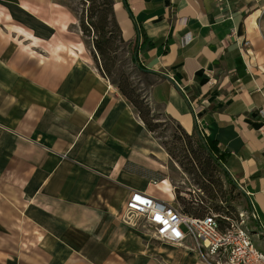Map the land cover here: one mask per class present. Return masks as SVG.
<instances>
[{"label": "crops", "instance_id": "crops-1", "mask_svg": "<svg viewBox=\"0 0 264 264\" xmlns=\"http://www.w3.org/2000/svg\"><path fill=\"white\" fill-rule=\"evenodd\" d=\"M112 1L149 105L215 141L264 251V0ZM51 3L0 6V264H205L123 219L131 191L178 206L167 153Z\"/></svg>", "mask_w": 264, "mask_h": 264}, {"label": "rangeland", "instance_id": "rangeland-1", "mask_svg": "<svg viewBox=\"0 0 264 264\" xmlns=\"http://www.w3.org/2000/svg\"><path fill=\"white\" fill-rule=\"evenodd\" d=\"M20 1H24L39 7H47L50 5V2L64 7V11H66L73 18V22H75L73 25H71L70 30L80 35L81 39L86 45L87 52L91 54L94 62L97 64V67L100 70V63L98 62V58L94 57L95 49L92 44L95 33L93 31V28H91L90 26L91 20L87 17V15H89L90 8L93 7L95 2L98 0H0V6L5 7L7 10H10L16 22L25 23L30 20V16L19 10ZM52 7L54 6L52 5ZM57 19L62 22L63 20L66 21L68 17H62L61 15H58ZM82 19H84V25L88 28V31L83 30ZM0 27L3 28L1 22ZM115 44H117L115 47V51L111 53V55L115 57L112 61H110V65L112 66L113 71L112 77L116 79H118L119 77H126L128 82H130L134 87L143 90L148 78L144 76L143 72L133 61L134 50L132 45L128 44L126 41H116ZM107 79L110 81L111 76H109ZM141 93L144 94V91H142ZM159 111L160 110H158V112ZM150 120L155 127L153 131H149L167 153V162L165 164L166 169L164 170L163 174L170 179L174 188L177 186L176 188L178 189L176 190V195H179L180 197L186 199H193L194 201L203 199L205 202H207V204H210L212 206V204L210 203L211 200L208 199L207 194L204 192V190L200 188V184L203 178L198 176V173H200L204 169H208L209 167L206 163V155L204 153V150H202V148L198 145V141L199 139H202V135L200 133H197L196 131H191L190 133H187L191 134L194 132V134H192V137H186L183 131L178 127L176 122L169 119L164 114H158L155 118L151 117ZM161 168H164V166L162 165ZM192 168L193 170H191ZM213 174L214 177L219 176L220 180L223 182V186H225L226 178L222 174V172L213 171ZM161 176L162 175L157 173V180ZM163 179L169 182L166 177H162L159 180L163 181ZM155 185H157V187H161V189H163L168 195V198L170 197L164 183ZM172 189L173 188H170V192L173 193ZM240 199L241 196L239 194L236 198V201H234L236 209H231L229 206L227 207V203L225 201L217 200L214 202L220 204L221 209L215 210V208L213 207L212 209H210L214 212L220 211L221 213H224V210H227L228 208L229 210L233 211L231 215H234L236 212L235 210L243 209L246 207L245 201H240ZM176 203L179 207L182 206L181 202L177 199ZM254 236L256 238L258 237L256 235ZM198 254L199 258L203 260L202 253L199 250Z\"/></svg>", "mask_w": 264, "mask_h": 264}, {"label": "built area", "instance_id": "built-area-1", "mask_svg": "<svg viewBox=\"0 0 264 264\" xmlns=\"http://www.w3.org/2000/svg\"><path fill=\"white\" fill-rule=\"evenodd\" d=\"M219 216L228 222L224 228ZM255 216L253 211L248 214L243 209H239L238 218L211 209L203 216H195L169 201L131 191L122 217L130 223L142 220L151 236L161 241L180 243L187 236L193 237L205 264H264V251L257 247L246 225Z\"/></svg>", "mask_w": 264, "mask_h": 264}, {"label": "trees", "instance_id": "trees-1", "mask_svg": "<svg viewBox=\"0 0 264 264\" xmlns=\"http://www.w3.org/2000/svg\"><path fill=\"white\" fill-rule=\"evenodd\" d=\"M87 17L90 18V26L91 28H93V31L95 33L92 44L95 49L94 57H97L98 62L100 63L101 73L107 78L111 76L110 81L135 108L138 116L143 120L147 129L153 131L155 126L153 123H151V117L155 118L156 115L163 113H160V111L158 112V109H153L149 105L148 101L146 100L145 94L141 93L142 91H144V89L142 90L134 87L130 82H128L126 77V79L123 77H119L118 79L112 77L113 71L112 66L110 65V61H112L115 56H112L111 53L115 51V47L117 45L115 44L116 41H125L122 38L120 27L114 17L113 1H96L93 7L90 8V12ZM82 28L84 31H88V28L84 25V19H82ZM149 45H151V42H149ZM133 61L143 72V74H145L136 57H133ZM176 124L183 131L186 137H192V134H194V132L189 134L181 127V125H179L178 123ZM198 145L202 148V150H204V153L206 155V163L210 167L198 173V176L203 178L200 184V188H202V190H204V192L207 194L208 199L211 200L210 203L212 204V206L210 204H207V202H205L203 199L194 201L193 199H186L180 197L179 195H176V199L182 204L180 209L195 216H203L209 213V210L210 208L212 209V207L215 208V210L221 209V205L217 204V202H214L216 200L225 201L227 203V207L229 206L231 209H236L234 201H236V198L240 194V192L236 188L233 181L228 177L224 169L222 163L223 153H220L218 151L215 141L208 139L204 135H202V139H199ZM191 170H193V168ZM213 171L222 172V174L226 178L225 186H223V182L220 180L219 176L214 177ZM224 211V213H221L220 211L215 212H218L220 215L230 216L232 218L239 217V210H235L236 212L234 215H231L233 211L229 210L228 208ZM218 219L220 221L221 227L224 228L228 223L227 220L221 216H219ZM246 225L249 227L247 222Z\"/></svg>", "mask_w": 264, "mask_h": 264}, {"label": "water", "instance_id": "water-1", "mask_svg": "<svg viewBox=\"0 0 264 264\" xmlns=\"http://www.w3.org/2000/svg\"><path fill=\"white\" fill-rule=\"evenodd\" d=\"M134 56L136 57V53H134Z\"/></svg>", "mask_w": 264, "mask_h": 264}]
</instances>
